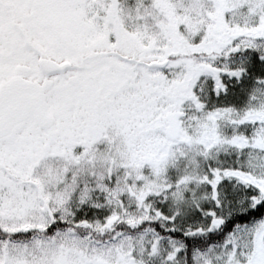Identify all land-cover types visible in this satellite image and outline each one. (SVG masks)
Returning <instances> with one entry per match:
<instances>
[{
    "label": "snow or ice",
    "instance_id": "obj_1",
    "mask_svg": "<svg viewBox=\"0 0 264 264\" xmlns=\"http://www.w3.org/2000/svg\"><path fill=\"white\" fill-rule=\"evenodd\" d=\"M0 264H264V0H0Z\"/></svg>",
    "mask_w": 264,
    "mask_h": 264
}]
</instances>
